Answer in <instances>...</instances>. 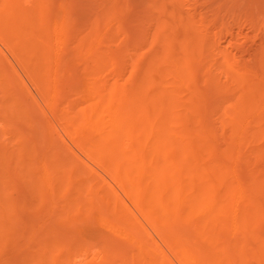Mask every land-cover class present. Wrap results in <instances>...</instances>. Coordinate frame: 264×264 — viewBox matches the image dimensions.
<instances>
[{
  "label": "bare ground",
  "instance_id": "bare-ground-1",
  "mask_svg": "<svg viewBox=\"0 0 264 264\" xmlns=\"http://www.w3.org/2000/svg\"><path fill=\"white\" fill-rule=\"evenodd\" d=\"M158 1L164 3V0ZM159 2L154 3L158 4ZM42 3L44 2L42 1ZM3 4L5 9L10 8L11 14L18 13V16L10 14L14 16L10 17L7 13L4 17L8 15L9 18H6L8 16L5 18L2 16L3 18L1 19L3 20L0 19V26L7 27L11 25L13 26L12 30H15L14 32L10 33L11 27H7L10 29L9 31L5 27L3 28L4 30L2 27L0 30L2 29L3 32L7 30V37H12H8L7 40H13L12 42H14H11V48L16 50L17 55L30 64L31 68H34L33 71L35 70V75L38 77L40 85H44L43 88L49 87V84H46L49 80H47L48 73H50L48 70L50 71L49 66L52 64L50 62L54 58V49L51 45L53 36H50V40L47 37L50 35L49 29H51L47 20L49 15H51L49 10L44 7H34V9L29 10L26 7L27 11H24L23 7L17 2H7V0H3ZM23 4H25V1ZM34 4L32 3V5ZM160 5L158 4L157 7L159 8ZM1 8L0 10L3 11L4 8ZM21 9L23 11L20 12ZM114 10H109L102 15L109 18V16L117 13ZM104 16H100V18L103 19ZM96 19L93 21L96 22ZM188 19L184 20L182 26L180 25L181 30L184 28V30L187 29L188 31L187 27H191ZM97 21L99 20L97 19ZM102 22L104 23L105 21ZM97 23L100 24L101 20ZM107 23H104L105 26H107ZM119 25L122 26L121 23ZM167 25L168 22L164 23L163 20L159 25L160 27L156 26V29L159 27L160 31L158 32V29L156 31L157 34L154 32L156 37L153 36V39H155L152 42L156 40V43L154 42L156 46L154 47L153 45L152 50L155 49L154 51L156 52L152 55H148L145 48H142L145 51L137 50L135 53H130L127 48V51L124 49L122 53H117V56L112 57L108 52L105 54L102 49L103 46L106 48L107 42L103 36V46L101 45V49L97 47L100 51L97 49L93 52L91 62H96V66L100 67L99 70L101 68L104 70L105 66L111 63L109 68L113 69L114 73H116H113V76L117 75L118 79H111L114 81L113 83L110 82L112 84H107L109 81H105L106 83H103L105 85L99 84L98 81L96 83V80L88 83L85 93L84 90L81 91L84 94L85 104L83 103L84 106L77 108L78 110L73 112L76 120L70 119V121L76 122L77 126L75 125L76 128H74L77 130L76 132L83 134L81 136L77 133L81 136L78 143L82 144V148L86 147L88 157L90 156L96 164L103 167L108 177H110L109 179L124 192L129 204L120 194L118 197V191H116V195L114 194L115 192L113 193L115 189L111 191V188H109L111 190L107 188L108 182L105 183L107 184L106 188L102 187V185L101 188L99 184L98 188H96L97 183L95 182L96 186L91 184L95 188L90 185H86L87 187L84 186L83 188L85 182L86 184L91 183H89L91 178L82 180L80 182L82 184L78 182L81 177H84V174H81V177L79 175L84 170V167H80L82 169L80 170L78 163L77 166L73 162L74 167L72 168V161L70 160V163L69 159L66 161L67 156L65 157L66 159L62 158V156H59L61 154L59 152V154L55 152L54 155L53 150H50L53 152V156L51 153L52 157L49 156V163L51 164L47 163L49 167L44 164L43 167H40L37 147L32 144L34 139L37 138L36 135H38L33 133H36L35 130L36 128L39 130V127H34L33 133H27L26 130H23L21 124L30 123L28 121L33 120V117L30 114L31 119L28 118L27 108L25 110L22 108L25 104L22 106L19 103L20 100L17 101V97L13 96L12 98L10 90V95L8 94L7 88H10V85L7 83L9 86H5V90L7 89L5 97H11L10 102L12 103H7V98V104L3 103L5 106H1L2 110L0 111L6 117L17 118L20 125L15 127V125L11 124L14 126L13 132H10L11 130L9 129V132L13 133L11 135L16 134V136L14 135L16 138L12 137V139H16L12 147H10L8 139L7 144L0 140V264H176L175 261L173 262V258L171 259L173 256L178 260L179 263L176 261L178 264H264V141L261 142L262 144L257 143L264 140V114H261L260 123H257L256 128L253 126L254 124H249L255 128L254 131L240 134L243 126H241L240 120L246 114L244 112L254 110L255 113L256 110H261V106H257V103L259 102L260 104L261 99L264 98V80L262 84L259 82L260 84L257 83L256 86H252L249 81L242 80V76L236 77L235 73V75H231V71H229L230 75H228V69L226 74L240 86V89L237 90L239 93L236 91L237 94L234 93L235 90L232 91L228 88V85H222L215 76L213 77L216 79L206 74L207 78L205 77V80L202 78L203 81L200 80V76L199 78L197 77L198 74L195 73L193 75V68L191 67L197 65V62L196 64H191V62L198 60V56L196 59L195 53L202 49L199 33L196 34L197 31L194 33L195 31L193 32L192 28H189L190 32L185 30L180 35L178 33L173 34L170 29L172 24ZM93 27L95 26L93 25ZM174 27L175 29L177 28V26ZM174 27H172L173 31L175 30ZM100 28L102 29L101 26L97 29L100 30ZM135 28L138 27L135 26ZM178 29L177 31H179ZM2 31H0V34L3 36ZM72 31L74 29L70 30L73 34ZM92 31H94L93 28L88 34L84 33L87 34L85 36L87 38L84 39L83 37L84 40L81 41L82 38H79L82 48L90 43L92 44L91 39L94 40L96 38L95 35L98 30L94 31L96 34L94 33L93 36ZM177 31H174V33ZM16 32L18 34V37L15 38L17 43L13 36L9 35L14 34L15 36ZM74 32L76 34V31ZM6 33L4 32L5 36ZM67 33L68 35L70 34L69 31ZM111 33L107 35L109 39ZM129 33L132 36V32L130 31ZM139 34V37L137 36L138 39H136L137 37L134 39L135 34L133 35L134 37H129L131 42L134 39V42L136 40L143 47L145 41L147 42L146 38L148 36L146 37V33H143L144 39L141 35L142 33L140 32ZM76 35H72L75 40L77 38ZM97 35L99 36V34ZM88 36L93 38L89 39ZM112 39L111 43L114 41ZM128 42L130 41L127 40L126 43ZM72 44L74 43L72 42ZM159 45L161 46L159 47ZM89 46H93V44ZM8 47L10 48V46ZM157 47H159V50H156ZM79 48L73 51L77 52ZM107 49L109 50V48ZM79 51L81 52V49ZM158 51L160 52L157 53ZM109 54L110 56H108ZM79 55L81 56V54ZM193 58L195 60H192ZM129 60L130 63L133 61V64L130 70H126L127 68L125 69L124 67L125 65L127 66L126 62H129ZM65 66L67 67L66 64ZM84 67L86 68V66ZM82 70L84 69L82 68ZM99 70L96 71L100 72ZM61 72L63 73V71ZM83 72H86V69ZM92 72L94 71L92 70ZM124 72L125 75H123ZM4 73L6 74V72ZM2 74L1 72L0 75ZM87 74L89 73L87 72ZM96 74H93V76H96ZM86 76L83 74L86 79H88V76L93 77L90 74ZM93 78L95 79V77ZM80 80L82 81L81 75L76 78L77 82ZM59 84L61 85V83ZM200 84L205 86L204 89H202ZM19 87L21 88V85ZM184 92L186 93L184 94ZM210 94H215L218 97L225 96L227 99L228 97L231 99L229 95H233L236 98L233 107H231L237 117L233 116L235 118L233 119L232 117L233 120H230V117V121L227 120L229 124L224 122L226 119H222V125L220 124L222 128L219 123L212 125L211 122H214L211 119L212 116L207 119V114L215 109V107L212 109L210 105L211 110L207 108L208 113L206 114L205 112L207 110L205 105L207 106L208 104L206 103V98H211ZM215 95L213 97H216ZM14 98L17 100H14ZM2 99L6 98L2 97ZM209 101L210 99L207 102ZM231 102L233 103V101ZM38 103L40 102L38 101ZM8 104L13 106L10 105L8 107L10 110L6 107ZM20 107L22 110L19 109ZM221 111L219 110V112ZM226 117L229 118V116ZM8 121H10L9 118ZM231 121L235 122L230 124ZM250 121L252 122V120ZM38 123L40 124V122ZM7 125L10 126V124ZM214 125L216 127L218 125V131L216 127H213ZM12 126L10 127L12 128ZM33 126L31 129H33ZM72 127L73 125L70 128ZM219 127L222 133H218L220 131ZM249 128L252 127L249 126ZM6 130L4 133H6ZM38 130L36 131L38 132ZM218 134L220 137L224 135L223 141L221 140L222 137L219 139ZM69 136L71 138V135ZM8 137L11 136L9 135ZM38 138L41 139V137ZM41 143L43 144V142ZM15 144L17 145L14 146ZM245 148L248 151H245ZM87 155L85 152V156ZM44 158L48 161L47 157ZM83 162H85V159ZM242 162H244V168L243 164L240 165ZM80 164L83 163L80 162ZM84 164L87 165L88 163ZM75 165L79 170H76ZM76 177H78V181H75ZM6 180L11 182H9L10 187L14 186L13 188L18 189L16 198L12 197L11 193L13 190L11 192L10 188L6 187L8 185ZM2 182L6 184L5 188L7 190L3 188ZM76 182L79 185H76ZM241 185L245 186V188L240 187ZM8 191H10V194L7 193ZM40 211H45V214L49 212L51 216L47 215L49 216L48 218L45 216L47 220L44 221H33L29 213ZM138 216L144 219L151 230L148 234L146 232V236L143 235L141 230V219L139 222L136 220L140 218ZM84 219H93L96 221L95 223L98 222V225L100 223L113 229L120 236V242L118 241L120 238L117 235L114 238L118 237V240L105 238L103 235V238L99 237L100 232H96L92 239L91 235L88 238L92 241L94 238H98L95 240L97 244L94 243L92 245V242L89 245V242L85 243L87 239L83 241L77 236L78 233H75L74 226L73 230L67 231L70 225ZM65 226L67 229L64 228ZM102 229L104 232H109L104 228ZM100 231L102 230L100 229ZM82 236L84 235L82 234ZM123 238L126 239V241L124 240L125 242ZM154 238H157V240ZM8 245L13 247L12 255H8L6 252ZM163 245H165L164 248L168 249L167 252L170 251L171 257L161 247Z\"/></svg>",
  "mask_w": 264,
  "mask_h": 264
},
{
  "label": "rangeland",
  "instance_id": "rangeland-1",
  "mask_svg": "<svg viewBox=\"0 0 264 264\" xmlns=\"http://www.w3.org/2000/svg\"><path fill=\"white\" fill-rule=\"evenodd\" d=\"M2 1V2H1ZM17 2L19 5H21V7H23V10L25 11L27 8L29 10H32L34 9V7L36 8H40V7H44L46 8L47 10H49V14L52 15H49V18L46 19L48 20V26L50 30L49 34L47 37L48 39L50 40V38L52 37L51 39V45H52V48L54 49V58L52 59V61L50 62V66H49V69L50 71L48 70V72L52 73L51 75H49L50 73H48V78H47V82L46 84L49 86V87H44V85H40V82L38 81V77L35 75V70L33 71L34 68H31L30 67V64H28L27 62H25V60L21 57V56H18L17 54V51L14 50L13 48H11V44L14 43L12 42L13 40H7L8 37H11V36H8L7 37V30L4 31L6 33V36L4 34V32L2 31V29L5 27H2L0 26V28L2 27V29L0 31H2V34L3 36L1 35L0 36V74L1 72L3 73L2 75H0L1 79H0V108L1 106L3 107V103H6L7 101V98L9 97H5V92L6 90L8 89V94H9V90H10V96L13 98V96L17 99L14 98V100H17L19 101V103L23 106L24 104V107L23 110H25V108H27V114H28V118H30V114H31V117H33V120L31 121H28L30 123H25V124H21V127L23 126V130H26L27 133H33L32 130H34L36 127H39V130L38 128H36V130H38V132L35 130L36 133H33L34 135H36L37 138L34 139L33 141V145H36L37 147V156L38 157V161H39V166L40 167H43L44 165H48V164H51L49 163V156L52 157L53 154L55 155V152L57 154H59V156H62V158H65L66 156V161L68 160L69 163L72 161V164L74 162V164L77 165L78 163V167H84L82 170L80 168L81 173H79L80 177H81V174L85 177L84 178H80V181L77 180L78 177H76V180L75 181H78L79 184H82L80 182H82V180H88L89 178L92 179H89V183L90 184H85L83 185V188L84 186L86 185H90L92 188H95L93 187L95 185V183H97V187L100 185H102V187L104 186L106 188L107 184L108 185V189L113 191V189H115V191H113L114 194H116V191L117 194H118V197H119V194L121 196H123L122 198L125 199L126 201L127 200V197L126 195L124 196V192L121 191V189L118 187L117 184H115L114 182H112V180H110L108 177V174L105 172V170L103 169V167H100L98 164H96L91 158L90 156L88 157V153H87V149L86 147L82 148V144L80 145V143H78L79 139L81 138V136L83 134H81V132H76L77 130L74 129L76 128V122H72L76 120V117L74 118V111L78 110L77 108H81L82 106H84L85 104V100H84V94L83 91L84 90V93L86 91V86L88 85V83L92 82L93 80L95 81L96 80V83L99 82V84H103V83H106L107 81H109L107 84H112L114 81V79H118L117 78V75L113 76V69L110 67L109 68V63L108 66L106 65L104 70L103 68H101L99 70L98 68V65L96 66V62H91L92 59H91V56L93 55V52L95 50H97L98 48L101 49V47L103 46L102 42H103V36H104V39L107 41L106 42V48L105 46L102 47V49L104 50V53L107 54L110 53L112 55V57L114 56H117L118 54L122 53L125 49V51H127L126 49L128 48V50H130V53H135V51H139V50H144L145 49H149L150 47V50H146V53L149 54H155L156 51L152 50L153 49V45L154 47L156 46V44H154V42L156 43V40L154 42H152L154 39H153V36L157 34V30L158 32L160 31V24L161 22L164 20V23H167L168 22V25H171L172 24V27L174 26H177V28L175 29L174 27V31H177L178 28H180V25L182 26V23L184 22L185 19L189 18L188 20H190V23H191V27H187L188 28V31L187 29H185L187 32H190L189 28H192L193 32L197 33L198 35H196L197 37H199L201 39V43H202V49L201 51L199 50V52H196L195 53V57L197 59V56H198V60L196 61L194 58L192 60H195L191 62V64L197 62V65H198V68H197V65L194 67L191 66L193 68V75L198 74V78L200 76V80H205L207 78L206 74L208 76H215L217 77L218 81H220L222 83V85H228V88H230L232 91L235 90V94L236 91L238 89H240V86H238L239 84L235 82V80L233 78H229L228 75H230L229 71H231V75H235L236 74V77L237 76H242V80L245 79L246 82L249 81V83L252 85V86H256L257 83L258 84H262L263 80H264V0H164V3H160L158 0H113V3L112 0H7V2ZM25 1V4H23V2ZM42 1L45 3H42ZM46 1V2H45ZM106 1V2H104ZM109 1V2H108ZM160 1H163V0H160ZM41 2V3H40ZM154 2H159L158 4L161 6H159V9L157 7V3H154ZM3 3V0H0V8L4 10H0V19L4 17L5 14L8 13V15L10 17H14V16H11L13 14H11L10 12V8H6L4 7V4L2 5ZM23 5H22V4ZM30 3V4H28ZM32 3L34 5H32ZM38 3V4H36ZM86 3V4H85ZM166 3V4H165ZM78 4V5H77ZM109 4V6H108ZM118 4V5H117ZM121 4V5H120ZM155 4V5H154ZM165 5V6H164ZM57 6V7H56ZM124 6V7H122ZM164 6V7H162ZM20 7V8H21ZM27 7V8H26ZM108 7V8H107ZM25 8V9H24ZM57 10H56V9ZM116 8V10H114ZM121 8V9H120ZM153 10H152V9ZM165 11H163L162 10ZM59 9V10H58ZM114 10V11H117V13L109 16V20L102 14H104L105 12H108L109 10ZM158 9V10H157ZM7 10V11H5ZM22 9L20 10L23 11ZM51 10V11H50ZM123 10V11H122ZM5 11V12H4ZM27 11V10H26ZM59 11V12H58ZM69 11V12H68ZM162 11V12H161ZM169 11V12H168ZM119 12V13H118ZM171 12V13H170ZM175 12V13H174ZM122 13V14H121ZM133 13V14H132ZM177 13V14H176ZM11 14V15H10ZM55 14V15H53ZM57 14V16H56ZM59 14V16H58ZM73 14V15H72ZM121 14V15H120ZM124 14V15H123ZM137 14V15H136ZM6 15V16H8ZM18 16V13L15 14ZM27 15V13H26ZM115 15V16H114ZM180 15V16H179ZM3 16V17H2ZM5 16V17H6ZM6 17V18H9ZM28 16V15H27ZM69 16H71V18H69ZM98 16V17H97ZM100 16H104V18L106 20H108L107 22L109 23L110 20L111 22L108 24L106 22V20L103 18L101 19ZM108 16V15H107ZM124 16V17H123ZM139 16V17H138ZM4 17V18H5ZM113 17V18H112ZM58 18V19H57ZM74 18V19H73ZM88 18V19H87ZM99 21H97V19ZM115 18V19H114ZM122 18V19H121ZM158 20H157V19ZM53 21H52V20ZM90 19V20H89ZM96 19V22L93 21ZM120 19V20H119ZM163 19V20H162ZM3 20V19H1ZM0 20V21H1ZM89 20V21H88ZM101 20V23L102 25H100L99 23L97 22H100ZM139 20V21H138ZM144 20V21H143ZM159 20H161V22H159ZM183 20V21H182ZM102 21H105L104 23H107L105 26V24L102 22ZM136 21V22H135ZM22 22V21H21ZM20 22V23H21ZM52 22V23H51ZM68 22V23H67ZM88 22V23H87ZM134 22V23H133ZM142 22V23H141ZM66 23V24H65ZM96 23V24H95ZM122 24V26H120L119 24ZM130 23V24H129ZM148 23V24H147ZM152 23V24H151ZM171 23V24H169ZM22 24V23H21ZM90 24V25H89ZM104 24V25H103ZM154 24V25H153ZM67 25V26H66ZM93 25L96 27H93ZM167 25V26H168ZM19 26V25H18ZM69 26V27H68ZM71 26V27H70ZM92 26V27H90ZM102 27V29L100 28L97 29L98 27ZM105 26V27H104ZM128 26V27H127ZM138 27V28H135ZM141 26V27H140ZM156 26H159L158 29H156L157 27ZM7 27H11V32H14L15 30H12L13 26H7ZM5 27V28H7ZM22 27V26H21ZM66 27V28H65ZM104 27V28H103ZM170 27V26H169ZM170 28L171 31L173 32V34H182L185 32L184 28L181 30L178 29L179 31L175 32L173 31V28ZM72 28V29H71ZM94 29V31H97L98 30V33L99 36L94 32L92 34V36L94 35V33L96 34L95 35V39H91L93 37H89V39L92 40V44L93 46H89V45H92L91 43L87 46H85L84 48H82L80 46V39L81 41L84 40L85 36H87V34L89 33V31L91 32V29ZM115 28V29H114ZM125 28V29H124ZM131 28V29H130ZM151 28V30H150ZM186 28V27H185ZM8 29V28H7ZM8 29V31L10 30ZM68 29V30H66ZM76 31V34L74 31L73 34L70 32V30H73ZM82 29V31L80 32V30ZM96 29V30H95ZM111 29V30H110ZM119 33H117L118 31ZM121 29V30H120ZM127 29V30H126ZM134 29H136V33H134ZM144 29V30H142ZM149 31H148V30ZM4 30V29H3ZM88 33H87V31ZM122 30H124L122 32ZM132 32V36L129 35L131 33H129L130 31ZM134 32H133V31ZM142 30V31H141ZM191 30V31H192ZM69 31V35H68V32ZM112 32L110 34V39L108 38V33ZM129 31V32H128ZM138 31V32H137ZM83 32V33H82ZM100 32V33H99ZM116 32V33H115ZM142 33L141 35L144 37L143 33L145 34L146 33V40L147 42L145 41L143 47L142 45H140V43L135 40L134 42V39L138 36L139 37V33ZM154 32L156 34H154ZM181 32V33H180ZM1 33V32H0ZM52 33V35H51ZM84 33H87V34H84ZM124 33H126L124 35ZM153 33V34H152ZM16 35L14 36V34H9V35H12L13 38L15 39L16 37H18L17 35V32L15 33ZM106 34V35H105ZM135 34V35H134ZM192 34V33H190ZM72 35H76L77 38L76 40L74 39V36ZM91 35V33H90ZM113 35V36H112ZM135 37H134V36ZM194 35V34H193ZM5 36V37H4ZM26 36V34H25ZM25 36H22V37H25ZM51 36V37H50ZM68 36V37H67ZM73 38H72V37ZM75 36V37H76ZM79 36V37H78ZM81 36V37H80ZM115 36V37H114ZM131 36L134 37V39H132V42H131V38L129 37ZM7 37V38H6ZM84 37V39H83ZM113 37V39H112ZM124 37V38H123ZM138 37L136 39H138ZM156 37V36H154ZM196 37V38H197ZM3 38V39H2ZM12 38V37H11ZM9 38V39H11ZM26 38V37H25ZM28 38V36H27ZM71 38V39H70ZM80 38V39H79ZM120 38H122L120 40ZM126 38V39H125ZM130 38V39H129ZM152 38V39H151ZM7 41H6V40ZM18 39V38H17ZM56 39V40H55ZM73 39V40H72ZM111 39L114 40L112 41L111 43ZM125 39V40H124ZM145 39V37H144ZM67 40V41H66ZM72 40V41H71ZM90 40V41H91ZM128 41V43H126ZM9 41V42H8ZM25 41V40H24ZM27 41V39H26ZM78 41V42H76ZM12 42V43H11ZM15 42L17 43L16 39H15ZM60 42V43H59ZM71 42V43H70ZM72 42L74 44H72ZM105 42V41H104ZM120 42V43H119ZM151 42V43H149ZM69 43V44H68ZM132 43V44H131ZM60 47H59V45ZM67 44V45H66ZM100 44V46H98ZM105 44V43H104ZM109 44V46H107ZM128 44V45H127ZM131 44V45H129ZM136 44V45H134ZM141 46L139 47L138 46ZM152 44V45H151ZM159 44V43H157ZM16 45V44H15ZM70 45V46H69ZM76 45V46H75ZM102 45V46H101ZM120 45V46H119ZM126 45V46H125ZM150 45V46H149ZM10 46V48L8 47ZM69 46V47H68ZM81 48H79V47ZM128 46V47H127ZM146 46V47H145ZM149 46V47H148ZM161 45H159L160 47ZM6 47V48H5ZM58 47V48H57ZM79 48L77 50V52L73 51V50H76L77 48ZM95 47V48H94ZM98 47V48H97ZM139 47V48H138ZM159 47L156 48V50H159ZM177 47V46H176ZM109 48V50L107 49ZM142 48H145V49H142ZM174 48H175V45H174ZM65 49V50H64ZM81 49V52L79 51ZM84 49V50H83ZM98 49V50H99ZM123 49V50H122ZM3 50V51H2ZM58 50V51H57ZM65 52H64V51ZM117 50V51H116ZM177 50V49H176ZM14 51V52H13ZM84 51V52H83ZM87 51V53H86ZM100 51V50H99ZM113 51V52H111ZM132 51V52H131ZM152 51V52H150ZM179 51V50H177ZM176 51V53L178 54V52ZM4 52V53H3ZM64 52V53H63ZM74 52V53H73ZM103 52V51H101ZM160 51H158L157 53H159ZM71 55H70V54ZM81 54V56L79 54ZM118 53V54H117ZM179 53H181L179 51ZM198 53V54H197ZM110 54L108 56H110ZM115 54V55H114ZM22 55V54H20ZM66 57H64V56ZM79 57H78V56ZM7 56V58H6ZM77 56V57H76ZM180 56V54H179ZM27 57V56H26ZM64 57V58H63ZM70 57V58H69ZM181 57V56H180ZM28 58V57H27ZM62 59V60H61ZM71 59V60H70ZM74 59V60H73ZM87 61H86V60ZM90 59V60H89ZM95 59V58H94ZM77 60V61H76ZM2 61V62H1ZM24 61V62H23ZM66 61V62H65ZM69 61V62H68ZM72 61V62H71ZM84 61V63H83ZM87 62V63H86ZM30 63V62H29ZM68 63V64H67ZM71 63V64H70ZM82 63V64H81ZM86 63V64H85ZM127 66L125 65V69L126 70H130L132 64H133V61L130 63V60L129 62L127 61ZM125 63V64H126ZM130 65H129V64ZM62 64V65H61ZM65 64L67 65V67L65 66ZM74 64V65H73ZM95 64V65H94ZM28 65V66H27ZM61 65V66H60ZM64 65V66H63ZM76 65V66H75ZM83 65V66H82ZM86 66V68L84 67ZM92 66V67H91ZM52 67V68H51ZM61 67V69H60ZM84 70H82V68ZM94 67V68H93ZM3 68V69H2ZM9 68V69H8ZM13 68V69H12ZM31 69V70H30ZM70 69V70H69ZM73 69V70H72ZM77 69V70H76ZM79 69V70H78ZM86 69V72H83L85 71ZM87 69H89L87 71ZM91 69V70H90ZM108 69V70H107ZM229 69V70H228ZM92 70L94 72H92ZM96 70H99L100 72L96 71ZM103 70V71H102ZM125 70V72H126ZM228 70V73L226 72ZM12 71V72H11ZM15 71V72H14ZM52 71V72H51ZM63 71V73L61 72ZM90 71V72H89ZM199 73H198V72ZM6 72V74L4 73ZM34 72V73H33ZM75 72V73H74ZM87 72L90 74V76H93V74L96 76H93L95 77V79L93 77H89L87 74ZM108 72V73H107ZM112 72V73H111ZM125 72L123 73V75H125ZM12 73V74H11ZM59 73H61L60 75H63L60 77ZM103 73V74H101ZM228 75H227V74ZM235 73V74H234ZM238 73V74H237ZM34 74V75H33ZM83 74L84 76H86L87 74V78L86 79L85 77H83ZM112 74V75H111ZM116 74V73H114ZM202 74V75H200ZM240 74V75H239ZM5 75V76H4ZM58 75V76H57ZM82 77V81L80 80L79 82L76 81V78H78V76ZM103 75V77H102ZM205 75V76H204ZM36 76V77H35ZM109 76V77H108ZM203 76V77H202ZM226 76H228L226 78ZM5 77V78H4ZM9 77V78H8ZM98 77V78H97ZM102 77V78H101ZM116 77V78H114ZM195 78H197L196 76H194ZM206 77V78H205ZM213 77V78H215ZM8 78V79H7ZM37 78V79H35ZM51 78V79H50ZM58 78V80H57ZM62 78V79H61ZM65 78V79H64ZM101 78V79H100ZM123 78V77H122ZM171 78V77H170ZM251 79V80H248V79ZM11 79V80H9ZM34 79V80H33ZM61 79V80H59ZM74 79V80H73ZM98 79V80H97ZM107 79V80H105ZM113 79V80H111ZM216 79V78H215ZM254 79H256L254 81ZM37 80V81H36ZM65 82H64V81ZM199 80V79H197ZM199 82H202L200 81ZM5 83H4V82ZM18 81V82H17ZM61 81V82H60ZM75 81V82H74ZM98 81V82H97ZM106 81V82H105ZM122 81V80H121ZM10 82V83H9ZM14 82V83H13ZM32 82V83H31ZM50 82V83H49ZM74 82V83H73ZM84 82V83H83ZM112 82V83H110ZM233 82V83H232ZM260 82V83H259ZM4 85H3V84ZM10 85H8V84ZM21 85V88L19 87V85ZM61 83V85L59 84ZM236 85H235V84ZM25 85V86H24ZM70 85V86H69ZM105 85V84H103ZM203 84H200V86H202ZM2 86V87H1ZM5 86H9L10 88H7L5 90ZM58 86V87H57ZM40 87V88H39ZM71 87V89H70ZM205 86H202V89H204ZM239 87V88H238ZM14 88V89H12ZM25 88V89H24ZM37 88V89H36ZM58 88H59V91H58ZM82 88V89H81ZM45 89V90H43ZM15 90V91H14ZM22 90V91H21ZM25 90V91H24ZM29 90V91H28ZM80 90V91H79ZM4 92V93H3ZM26 92V93H25ZM30 92V93H29ZM81 92V94H80ZM238 92V91H237ZM186 92H184L185 94ZM239 93V92H238ZM13 94H16V95H13ZM80 94V95H78ZM3 95V96H2ZM42 95V96H41ZM44 95V97H43ZM211 98L213 97V95L215 94H210ZM58 96V97H57ZM216 97H213V99L211 98H206V103L207 106L205 105V109H210V105L213 109V107H215V109L211 110V112H207V110H205L206 114H207V119L210 118L211 116V119L214 120V122L212 121V125L215 123V125L217 123H219V126L220 124L222 125V119H226V121L224 122H227L229 124L228 121L230 120H233L235 119L233 116H236L237 115L234 113V110L232 109L233 107V104H234V101H236V98H234L235 96L233 95H229L231 96V99L228 97H218L217 95H215ZM233 96V97H232ZM237 96V95H236ZM3 98H6V99H2ZM11 97L8 98V101L7 103H9L11 100ZM20 97V98H19ZM225 97V98H224ZM30 98V99H29ZM234 98V99H232ZM38 99V100H37ZM210 99L209 102H207L208 100ZM219 99V100H218ZM264 99V98H263ZM261 99L262 101H260V104L259 102L257 103V106H261L260 109L261 110H256L255 113H254V110L251 112H244L248 115H244V116H248V117H240V123L241 126V130H240V134L242 133H248V131H250L249 133H251L252 131L255 130L256 128V125H258L260 122H259V119H260V116H262L261 114H264V100ZM3 100V101H2ZM12 100L14 103L15 101ZM35 100V101H33ZM38 101L40 103H38ZM81 101V102H80ZM233 101V103L231 102ZM263 102V103H262ZM6 103V104H7ZM12 103V102H10ZM18 103V104H19ZM82 103V104H81ZM84 103V104H83ZM211 103V104H210ZM236 103V102H235ZM262 103V104H261ZM219 104V105H218ZM223 104H225L223 106ZM10 105L12 106V104H8L6 105V107H10ZM20 105V106H21ZM32 105V106H31ZM209 105V106H208ZM228 105V107H227ZM5 106V105H4ZM38 106V107H37ZM232 106V107H231ZM13 107V106H12ZM11 107V108H12ZM63 107V108H62ZM222 107V108H221ZM224 107V109H223ZM5 108V107H4ZM3 108V110H5ZM230 108V109H229ZM9 109V108H8ZM7 109V110H8ZM14 109V108H13ZM21 109V107L19 108ZM56 109V110H55ZM218 109V110H217ZM229 109V111H227ZM262 109H263V112H262ZM2 110V108L0 109ZM10 110V109H9ZM12 110V109H11ZM22 110V109H21ZM68 110V111H67ZM204 110V109H203ZM219 110L221 112H219ZM213 111V112H212ZM218 111V112H216ZM30 112V113H29ZM35 112V113H34ZM226 112V113H225ZM73 113V114H72ZM215 113V114H214ZM234 113V114H233ZM243 113V114H244ZM251 113V114H250ZM254 113V114H253ZM260 113V114H259ZM76 114V113H75ZM227 114V115H226ZM242 114V115H243ZM221 115V116H220ZM229 116L226 117V116ZM258 115V117H257ZM2 116H4V118H2ZM226 118H225V117ZM71 117V118H70ZM223 117V118H222ZM231 117V119H230ZM233 117V119H232ZM0 120L1 121H4L1 123L0 121V140H2L3 142H5L7 144V139H8V143L11 145L10 147H12L13 145V142L16 141V134L14 133V135H11L13 133H10V132H13L12 129H14V126L12 125H15V127H17L18 125H20V123L17 121V118H13V117H6L3 112L1 113L0 111ZM6 118V119H5ZM8 118L10 121H8ZM10 118H13V119H10ZM228 118V119H227ZM253 118V119H252ZM255 118V119H254ZM70 119H72L70 121ZM78 119V117H77ZM220 119V121H218ZM230 119V120H229ZM5 120H7V122H5ZM40 122V124L37 122ZM40 120V121H39ZM228 120V121H227ZM246 122H245V121ZM252 120V122L250 121ZM210 121V120H209ZM242 121V122H241ZM261 121V120H260ZM13 122V123H12ZM69 122H71L69 124ZM235 121H231V123H234ZM244 122V124H243ZM249 122V123H248ZM262 122V121H261ZM36 123V124H35ZM211 123H209L211 125ZM258 123V124H257ZM7 124H10V126H12V128L10 126H8ZM12 124V125H11ZM249 124H254L253 126L249 125L250 127L252 128H249L248 125ZM25 125V126H24ZM27 125V126H26ZM32 125L33 126V129L32 128ZM73 125L72 128H70L71 126ZM76 125V126H75ZM211 125V126H212ZM213 126V127H216V126ZM7 128H6V127ZM42 126V127H41ZM61 126V127H60ZM68 126V127H67ZM75 126V127H74ZM24 127H27V128H24ZM30 127V128H29ZM35 127V128H34ZM66 127V128H64ZM221 127V126H220ZM219 127V130L222 128ZM248 127V128H247ZM43 131H42V129ZM70 128V130H69ZM218 128V125L216 127V129ZM7 129V130H6ZM11 131H10V130ZM41 129V130H40ZM69 132H68V130ZM215 129V128H214ZM6 130V133H4V131ZM32 132H30V131ZM67 130V131H66ZM73 130V131H71ZM10 131V132H9ZM29 131V132H28ZM42 131V132H41ZM63 131V132H62ZM66 131V133H65ZM79 131V130H78ZM218 131V129H217ZM9 132V133H8ZM15 132V131H14ZM41 132V133H40ZM73 132V133H72ZM222 133V131L220 130L218 133ZM79 133V134H77ZM10 135L11 137H8ZM65 134V135H64ZM3 135L7 136L5 138V136L3 137ZM42 135V136H41ZM56 135V136H55ZM71 135V138L70 136ZM75 135V137H74ZM77 135H78V138H77ZM15 137L14 139H12V137ZM44 136V137H43ZM68 136H69V139H68ZM80 136V137H79ZM219 136V139L222 137V141H223V136L224 135H220L218 134ZM38 137H41L38 138ZM58 137V138H57ZM4 138V140H3ZM11 138V139H10ZM55 139V140H54ZM72 139V140H71ZM78 139V140H77ZM262 139V138H261ZM12 140V141H11ZM40 140V141H39ZM42 140V141H41ZM49 140V141H48ZM76 140V141H75ZM220 140V141H221ZM260 140V139H259ZM38 141V142H37ZM47 141V142H46ZM59 141V142H58ZM264 140H261L260 143L257 142L258 144H262L261 142H263ZM35 142V144H34ZM43 142V144H45L43 146V144L41 143ZM12 143V144H11ZM17 143V142H16ZM39 143V144H38ZM8 144V146H9ZM42 144V145H41ZM264 144V142H263ZM17 144H15L14 146H16ZM54 145V146H53ZM38 146H40L38 148ZM53 146V147H52ZM62 146V147H60ZM83 150V152H81V148ZM262 146V145H260ZM45 147V148H44ZM44 150H43V149ZM52 148V149H51ZM56 148V149H55ZM247 148V147H246ZM245 148V151H248V149L246 150ZM38 149H39V152H38ZM58 149V150H57ZM67 149V150H66ZM42 150V151H40ZM53 150V152L51 151ZM59 152V153H58ZM63 152V153H62ZM65 152V154H64ZM72 152V153H71ZM76 152V153H75ZM85 152H86V155L85 156ZM49 153V155H48ZM50 153L52 154V156L50 155ZM78 153V155H77ZM40 154V155H38ZM75 154V155H74ZM80 154V156H79ZM48 155V156H47ZM73 156V157H72ZM76 158H75V157ZM78 156V157H77ZM44 157H47L48 158V161L46 158ZM86 157V158H85ZM78 158V159H77ZM83 158V159H82ZM89 158V160H88ZM46 161H45V160ZM85 159V162H83ZM71 160V161H70ZM81 160V161H80ZM83 160V161H82ZM93 162H92V161ZM44 161V162H43ZM83 163V164H80ZM88 163L87 165L84 164V163ZM46 163V164H45ZM48 163V164H47ZM44 164V165H43ZM71 164V165H72ZM74 164L72 165V168L74 167ZM237 164V163H236ZM235 164V165H236ZM243 164V168H244V162L240 163V165ZM70 165V167H71ZM75 165V166H76ZM81 165V166H80ZM86 165V166H84ZM89 165V167H88ZM69 166V164H68ZM77 166H76V170H79V168L77 169ZM93 166V167H91ZM237 166V165H236ZM49 167V166H47ZM91 167V168H90ZM50 168H51V165H50ZM89 168V169H88ZM94 168V169H92ZM102 168V169H101ZM242 168V166H241ZM92 171H91V170ZM87 170V171H85ZM90 170V171H89ZM98 171V172H97ZM77 172H80V171H77ZM83 172V173H82ZM86 172V173H85ZM91 175H90V173ZM89 173V174H88ZM86 174V175H85ZM94 174V175H93ZM99 174V175H98ZM107 174V175H106ZM89 175V177H88ZM97 175V176H96ZM92 176V177H90ZM99 176V178H98ZM102 176V177H101ZM96 177V179H94ZM105 178V179H104ZM101 181H100V180ZM97 180V181H96ZM103 180V181H102ZM8 183V185L6 187L10 188V191L13 192L11 193L14 197L16 198L18 196L17 192H18V189L17 188H13L14 186L10 187V183L8 182V180H6ZM105 181V182H104ZM78 182H76L75 184L76 185H79L77 184ZM95 182V183H94ZM99 182V183H98ZM108 182V183H107ZM88 183V181H87ZM107 183V184H105ZM93 184V186L91 185ZM99 184V185H98ZM2 185L3 188H5V183L2 182ZM13 185V184H12ZM88 186V187H90ZM96 186V185H95ZM81 187V186H80ZM87 187V186H86ZM99 187V188H100ZM101 187V188H102ZM240 187L242 188H245V186L241 185ZM5 190H7L5 188ZM10 191H8L7 193L10 194ZM116 194V195H117ZM11 196V195H10ZM120 196V197H121ZM126 197V198H125ZM121 198V199H122ZM122 199V200H123ZM128 204H129V201H128ZM47 212V211H46ZM40 215H39V214ZM49 213V212H48ZM46 213L45 214V211H40V212H37V213H34L32 212L29 213V216L31 218H33L32 220L33 221H44V220H47L46 217L48 218L49 216L47 215H50V213L48 214ZM35 215V216H34ZM42 216V217H41ZM46 216V217H45ZM51 216V215H50ZM140 217L139 219L137 218L136 220L139 222L140 220V226H141V230H142V233L143 235H147L148 232H151L148 224L144 221V219L141 217V216H138ZM35 219V220H34ZM92 222H90V221ZM88 222V223H87ZM96 221L93 220V219H84L82 221H78L77 223H74L72 225H70L69 229L67 231H71L73 230V226L75 227V233L77 232V236L80 237L81 240H86V242H89V245L96 243L95 240H97L98 238H94V240H90V235H91V239L93 238L94 233L96 234V232H100V236L99 237H102L105 236V238H109V239H119L120 236L113 231V229L105 226V225H102L99 223V225L97 223H95ZM76 224V225H75ZM84 224V225H83ZM63 225V224H62ZM145 225H146V228H145ZM64 226V225H63ZM62 226V227H63ZM68 226V225H67ZM72 226V227H71ZM79 227V229H78ZM80 227H81V230H80ZM106 229L107 231L109 232H104L103 229ZM107 227V228H106ZM66 228V226L64 227ZM63 228V229H64ZM145 228V230H144ZM67 229V228H66ZM71 229V230H70ZM95 229V230H94ZM100 229L103 231V233L101 234L102 231H100ZM80 230V231H79ZM86 230V231H85ZM91 230V231H90ZM99 230V231H98ZM149 230V231H148ZM88 231V233H87ZM114 232V233H113ZM147 232V234H146ZM84 236H82V234ZM93 235H92V234ZM115 234V235H114ZM150 234V233H149ZM110 237H109V236ZM114 235V236H113ZM119 236V238H114L115 236ZM98 236V235H97ZM152 236H155V235H152ZM103 238V237H102ZM149 238V237H148ZM155 240H157V238H154ZM121 238L118 240L120 242ZM126 241V239L123 238V241ZM82 241V242H83ZM122 241V242H123ZM124 241V242H125ZM87 244V243H86ZM97 244V243H96ZM162 245V244H161ZM161 247H165V245L161 246ZM165 251L167 252L168 249L164 248ZM13 251V247L11 245H8L7 249H6V252L8 253V255H12ZM170 251H168L167 253H169ZM170 257H171V254H170ZM173 258V262L175 261L176 264H178V260L176 258L171 257V259ZM178 263H177V262Z\"/></svg>",
  "mask_w": 264,
  "mask_h": 264
}]
</instances>
